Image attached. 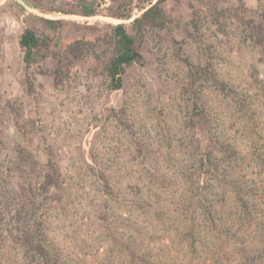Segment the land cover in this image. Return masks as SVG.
<instances>
[{"label": "rangeland", "instance_id": "1", "mask_svg": "<svg viewBox=\"0 0 264 264\" xmlns=\"http://www.w3.org/2000/svg\"><path fill=\"white\" fill-rule=\"evenodd\" d=\"M157 2L0 0V264H44L39 220L56 264H264V0H165L108 91L111 26ZM27 28L52 41L33 95Z\"/></svg>", "mask_w": 264, "mask_h": 264}, {"label": "trees", "instance_id": "2", "mask_svg": "<svg viewBox=\"0 0 264 264\" xmlns=\"http://www.w3.org/2000/svg\"><path fill=\"white\" fill-rule=\"evenodd\" d=\"M164 2L165 0H158L156 4H153L148 9H146L141 17L136 18L131 23V27L135 35L130 33L127 24L111 26L113 56L104 68V75L106 78L105 84L108 91H120L125 87L124 75L129 67L135 64L139 66L145 65L143 55L138 49L139 41L137 36H142L144 28L148 24H153L156 27L161 28H164L167 25V17L162 5ZM239 3L242 7L246 6L245 0H239ZM83 16L92 17L95 16V13L85 11L83 12ZM51 45V38L47 34L41 33L34 28L25 29L19 39V46L25 66V80L29 93L32 95L36 90L34 70L40 67L41 60L43 58L51 54ZM90 46H92V44L85 41H78L74 43L71 48H78L82 50L88 49L89 51ZM177 55L187 63V65L191 68L190 70L193 73V76H195L197 80L198 76H200V68L190 62L187 58H183L180 51L177 52ZM66 60H68L66 56L60 57L61 62ZM195 116L200 118L201 111L197 110ZM207 162L211 164V173L214 171L217 175L218 172L221 171V167L216 161L214 162L212 156H209ZM48 167H51V170H49L51 172L58 171L52 164L46 166L45 168ZM42 179V184H45L46 186H52L55 188H58L59 186L58 180L55 181V175L48 173L47 171H44ZM234 191H236L238 198L241 199V201H244L241 197V188L237 187ZM44 237L45 234L43 230V221L39 220V222L36 223V233L34 235L36 243H32L31 246L34 251H36L41 256L44 264H56L55 258L45 245Z\"/></svg>", "mask_w": 264, "mask_h": 264}]
</instances>
